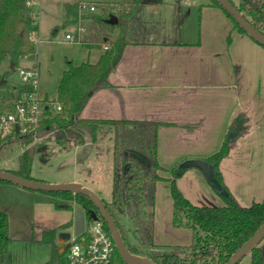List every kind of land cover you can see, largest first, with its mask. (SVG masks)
I'll use <instances>...</instances> for the list:
<instances>
[{
    "label": "crops",
    "instance_id": "obj_1",
    "mask_svg": "<svg viewBox=\"0 0 264 264\" xmlns=\"http://www.w3.org/2000/svg\"><path fill=\"white\" fill-rule=\"evenodd\" d=\"M210 4L211 0L203 4L198 43L158 39L156 44L128 46L109 75L112 87L95 93L81 114L86 120L166 124L158 132V161L164 180L157 184L153 207L155 241L162 246H189L193 237L191 230L173 225V199L168 181L173 171L180 176L176 181L178 189L192 204L226 206L228 201L214 191L202 171L191 168L179 175L177 170L184 162L205 161L217 153L237 117H245V131L231 143L228 156L220 163L222 181L241 207L264 201V48L240 33L221 9ZM39 32L40 26L35 41ZM82 48L89 57L97 50V61L87 60L75 66L96 64L104 54L103 48ZM27 61H33L39 69L37 52L35 60L21 61L14 72L19 68L31 69L22 66ZM42 98L55 101L47 94ZM96 146L98 143H93L89 155ZM81 150L82 147L73 145L67 158ZM31 175L37 178L32 172ZM50 183H79L90 189L75 174ZM228 198L230 201L229 195ZM29 201L36 202L38 209L48 206L53 216L56 213V219L41 230L26 233L23 239L40 243L44 232L53 231L63 252L67 244H59L58 234L73 227L77 205L68 207L69 203L42 192L0 184V211L7 212L9 217L8 209L13 202ZM56 203L61 206L57 207Z\"/></svg>",
    "mask_w": 264,
    "mask_h": 264
},
{
    "label": "trees",
    "instance_id": "obj_2",
    "mask_svg": "<svg viewBox=\"0 0 264 264\" xmlns=\"http://www.w3.org/2000/svg\"><path fill=\"white\" fill-rule=\"evenodd\" d=\"M28 0H0V67L6 60L14 68L21 61L34 59L37 55L34 35L39 30V21L30 16ZM244 18L264 35V0H240L235 5ZM163 0H123L118 4L107 3L101 14L81 15L85 9L81 5L67 7L66 22L78 18L89 20L80 44L88 49H101L107 45L96 64L83 63L75 66L68 61V69L63 73L57 87V100L62 111L55 119V111L48 108L44 118L35 131L25 135L14 133L2 138L0 134V154L5 147L18 143L23 149L19 157V167L7 171L28 180L32 177L35 158L34 142L37 136L47 132L57 141L72 143L76 147L86 144L85 135L90 133L93 143L97 142L102 128L113 130V187L110 203H105L108 212L115 221L127 249L134 255L151 259L157 264H226L233 254L253 237L264 223V201L250 207H241L230 195L224 185L219 170L220 163L228 156L230 145L245 131V117H237L230 125L221 149L205 160L214 168L215 177L230 196L226 206H196L188 200L176 185L180 177L173 171L169 179L173 199V225L192 231V243L189 246H162L156 243L154 233L153 207L162 167L158 161V132L166 125L154 121L127 120H86L81 114L92 96L100 90L111 88L109 75L115 70L128 46L156 44L158 29L141 20L140 14L149 6H161ZM210 6L221 9L242 34L246 32L217 0H211ZM115 16L116 26L107 21ZM117 31L116 36L112 32ZM248 36V35H247ZM254 41V40H253ZM37 67V66H36ZM9 72L0 73V79L7 80ZM33 92L29 85L12 88L5 82L0 86V109L10 106L24 93ZM48 101V100H46ZM76 129L77 131H73ZM38 181V180H37ZM0 184H9L0 182ZM44 193V192H42ZM71 204L80 206L87 220L96 207L86 197L71 193H44ZM60 207V203H56ZM151 212H148V208ZM132 220L139 243L132 244L121 217ZM106 230L109 232L106 223ZM9 216L0 211V264H8ZM51 247V259L46 264H65V250L57 245L53 231L44 232L40 240ZM118 264H126L117 251ZM250 264H264V245L260 243L249 254ZM241 264V263H240Z\"/></svg>",
    "mask_w": 264,
    "mask_h": 264
},
{
    "label": "rangeland",
    "instance_id": "obj_3",
    "mask_svg": "<svg viewBox=\"0 0 264 264\" xmlns=\"http://www.w3.org/2000/svg\"><path fill=\"white\" fill-rule=\"evenodd\" d=\"M32 9L39 19L40 32L36 37V47L39 53V79L37 92L40 97L48 95L50 100H57V85L63 71L68 67L67 62L73 61L78 65L83 61H97L98 51L88 53L78 42L66 39L67 34H74L82 27H87L89 20L78 18L66 22V12L69 5H81L86 9L81 15L101 14L102 8L107 3L118 4L123 0H31ZM209 0H163L161 6L146 7L140 14L141 20L149 25H155L158 29V39L162 41L180 43H198L201 35V11L204 3ZM235 5L240 0H231ZM90 6L96 10L90 11ZM38 34V33H37ZM117 31L112 32L116 36ZM41 41L38 45V41ZM31 62L22 66L37 69ZM9 72L7 85L12 87L20 83L18 71H12V66L6 60L0 67V73ZM47 100L46 98H43ZM57 115L55 114V119ZM113 130L105 127L98 133V146L94 152L83 160L69 164L71 158H67L68 152L73 148L72 143H62L51 135L37 138L34 142L35 158L32 166V174L40 179L38 181L51 184L71 174L88 185L92 192L96 193L104 203H110L113 187ZM83 148V147H82ZM24 149L18 143H12L5 147L0 154V169L3 171H15L19 167V157ZM62 202V201H61ZM8 209L10 214L11 241L8 247V264H46L51 259V247L48 244L35 243L24 240L26 233L32 230H41L49 222L55 221L56 213L46 205L39 208L36 202L29 201L24 204L13 202ZM53 216V217H52ZM121 223L125 226L129 240L132 244H138V236L135 233L132 220L127 216L121 217ZM65 231L73 233V228ZM23 239V240H22ZM264 245V240L262 242ZM241 264H250L249 255Z\"/></svg>",
    "mask_w": 264,
    "mask_h": 264
},
{
    "label": "water",
    "instance_id": "obj_4",
    "mask_svg": "<svg viewBox=\"0 0 264 264\" xmlns=\"http://www.w3.org/2000/svg\"><path fill=\"white\" fill-rule=\"evenodd\" d=\"M221 6L232 16V18L237 22V24L246 32V34L254 40L257 44L264 48V35H262L259 31H257L245 18L244 16L236 9V7L229 0H217ZM107 23L111 26H116L118 24V19L115 16H112ZM12 71H14V67H12ZM5 83L4 79H0V86ZM18 131V129H17ZM73 131H77L73 129ZM86 139V144L83 146L82 150L72 157L69 161V164H72L76 161H80L88 157L89 153L93 149V141L90 133L86 131H82ZM47 135V132L41 133L37 136V138H42ZM196 168L204 173L208 182L214 189V191L229 201L227 192L222 188L220 183L217 181L215 177L214 168L208 164L206 161H187L180 165L177 170V174H183L186 170ZM0 182H6L11 185L30 190L35 192H44V193H71L74 195H81L88 198L93 205L96 207L97 212L91 213V218L97 219L98 215L104 220L106 223L109 233L116 244L117 251L121 257V259L126 264H157L155 261L140 257L132 254L126 247V244L120 234V231L113 220L112 216L107 210L106 204L104 201L90 189L84 187L79 183H67V184H48L43 183L37 180H28L23 177L17 176L13 173L7 171H0ZM151 211V208H148V212ZM85 219L86 214L85 211L77 206L75 208L74 214V223H73V233L75 236L80 235L85 230ZM72 233L63 231L58 234V241L60 245L67 244L71 239ZM264 240V223L256 232V234L251 237L239 250H237L233 256L229 259L226 264H240L242 260L250 254V252L257 247Z\"/></svg>",
    "mask_w": 264,
    "mask_h": 264
},
{
    "label": "built area",
    "instance_id": "obj_5",
    "mask_svg": "<svg viewBox=\"0 0 264 264\" xmlns=\"http://www.w3.org/2000/svg\"><path fill=\"white\" fill-rule=\"evenodd\" d=\"M27 6L31 10V18L35 21L34 23H37L39 19L32 9L31 0L27 1ZM89 9L91 12L96 10L94 6H90ZM84 32L85 27H82L74 34H67L66 39L80 43ZM108 49L107 45L103 46L104 52ZM17 71L20 84L31 86L33 92L24 93L12 105L0 109V134L2 138L11 136L16 132L25 135L35 131L48 108H53L55 114L62 111V107L58 103L46 101L38 95V68H19ZM65 251V264H118L116 244L106 230L104 220L99 215L97 219L89 216L87 220L86 217L84 232L78 236L72 233Z\"/></svg>",
    "mask_w": 264,
    "mask_h": 264
}]
</instances>
